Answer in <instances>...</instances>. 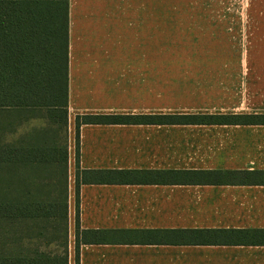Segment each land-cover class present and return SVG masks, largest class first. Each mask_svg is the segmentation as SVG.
<instances>
[{"label": "crops", "instance_id": "0c3cea01", "mask_svg": "<svg viewBox=\"0 0 264 264\" xmlns=\"http://www.w3.org/2000/svg\"><path fill=\"white\" fill-rule=\"evenodd\" d=\"M155 22L152 0H69V264H76L77 166L205 171L193 179L81 182L80 228L107 232L80 243L79 264H264V236L244 243L219 233L208 238L222 242L194 243L173 232L264 229V182L227 175L264 170V124L86 123L77 159V115L264 113L263 36L234 87L218 70L190 74L184 66L193 59L154 58V24L163 21ZM169 65L182 69L169 76L154 68Z\"/></svg>", "mask_w": 264, "mask_h": 264}, {"label": "trees", "instance_id": "16d2710c", "mask_svg": "<svg viewBox=\"0 0 264 264\" xmlns=\"http://www.w3.org/2000/svg\"><path fill=\"white\" fill-rule=\"evenodd\" d=\"M68 45L69 0H0V264H69ZM86 123L264 124V113L77 115V159L79 129ZM204 172L77 166L76 264L80 243L99 242L107 232L80 228L81 182L193 179ZM227 175L264 182V170ZM173 232L192 235L194 243L222 242L210 239L219 233L244 243L264 236V229Z\"/></svg>", "mask_w": 264, "mask_h": 264}, {"label": "rangeland", "instance_id": "374dc122", "mask_svg": "<svg viewBox=\"0 0 264 264\" xmlns=\"http://www.w3.org/2000/svg\"><path fill=\"white\" fill-rule=\"evenodd\" d=\"M152 10L154 23L163 21L154 24V58L193 59L197 64L184 66L190 74L218 70L234 77L238 87L240 75L248 68L250 48L264 37V17L256 12L264 11V0H152ZM215 58L226 60V65L213 64ZM154 68L169 76L182 69L177 65Z\"/></svg>", "mask_w": 264, "mask_h": 264}]
</instances>
